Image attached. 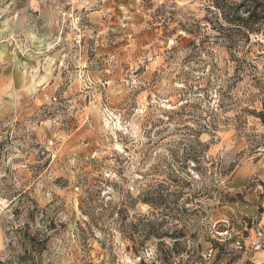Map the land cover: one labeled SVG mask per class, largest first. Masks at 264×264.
Segmentation results:
<instances>
[{
  "label": "rangeland",
  "instance_id": "1",
  "mask_svg": "<svg viewBox=\"0 0 264 264\" xmlns=\"http://www.w3.org/2000/svg\"><path fill=\"white\" fill-rule=\"evenodd\" d=\"M239 2L0 0V261L164 264L180 232L264 264V26Z\"/></svg>",
  "mask_w": 264,
  "mask_h": 264
},
{
  "label": "trees",
  "instance_id": "2",
  "mask_svg": "<svg viewBox=\"0 0 264 264\" xmlns=\"http://www.w3.org/2000/svg\"><path fill=\"white\" fill-rule=\"evenodd\" d=\"M223 9L224 10H222V13L225 19H229L227 17V11H229V8L225 6V8ZM238 9H242L239 14L238 12L236 13V10ZM231 11H233L234 13L230 16V19H232V21L236 20L237 22L241 23L238 28L240 30H243L244 35L250 34L252 32H257L259 29H261L262 26H264V3L261 0H251V5L247 4V0H240L238 4H234V6H232ZM257 118L260 119L261 123L264 125V101L262 102L261 110L257 113ZM174 235L179 236L173 237L174 240L171 245H166L167 251L164 254V257H161V261L164 264H174L175 262H178L177 264H208L206 260L202 259L201 256L190 254V250L186 251L183 242L181 243L180 240H176L178 238H181L180 232H176V234ZM213 244L216 245V242L213 241ZM183 253H186L188 260H185V257L182 255ZM220 255L221 253L216 255L209 264H220L222 262L221 260H223V258L221 259ZM0 264L11 263L0 261Z\"/></svg>",
  "mask_w": 264,
  "mask_h": 264
},
{
  "label": "clouds",
  "instance_id": "3",
  "mask_svg": "<svg viewBox=\"0 0 264 264\" xmlns=\"http://www.w3.org/2000/svg\"><path fill=\"white\" fill-rule=\"evenodd\" d=\"M33 183H35V182H33ZM40 189H41V184L40 183H36L35 184V187L33 188L32 186H31V184L28 186V189H26L27 191H28V194L29 195H33L34 193H36V192H39L40 191ZM51 201H50V198L46 201V203H50Z\"/></svg>",
  "mask_w": 264,
  "mask_h": 264
}]
</instances>
